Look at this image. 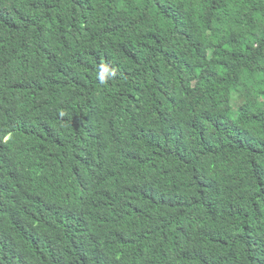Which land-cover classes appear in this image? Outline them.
<instances>
[{"label":"trees","instance_id":"obj_1","mask_svg":"<svg viewBox=\"0 0 264 264\" xmlns=\"http://www.w3.org/2000/svg\"><path fill=\"white\" fill-rule=\"evenodd\" d=\"M0 264H264V0H0Z\"/></svg>","mask_w":264,"mask_h":264}]
</instances>
